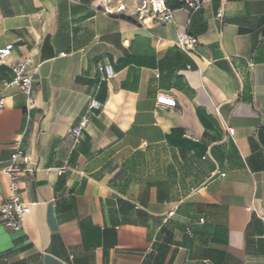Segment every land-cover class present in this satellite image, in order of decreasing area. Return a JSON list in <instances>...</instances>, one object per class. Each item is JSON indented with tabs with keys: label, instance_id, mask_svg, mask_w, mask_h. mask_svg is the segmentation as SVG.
Segmentation results:
<instances>
[{
	"label": "crops",
	"instance_id": "crops-1",
	"mask_svg": "<svg viewBox=\"0 0 264 264\" xmlns=\"http://www.w3.org/2000/svg\"><path fill=\"white\" fill-rule=\"evenodd\" d=\"M8 45L33 91L0 63V202L20 140L30 212L0 224V264H264V0L150 25L93 0H0Z\"/></svg>",
	"mask_w": 264,
	"mask_h": 264
},
{
	"label": "built area",
	"instance_id": "built-area-1",
	"mask_svg": "<svg viewBox=\"0 0 264 264\" xmlns=\"http://www.w3.org/2000/svg\"><path fill=\"white\" fill-rule=\"evenodd\" d=\"M96 1L99 9L105 14H116L124 16H134L144 25L166 24L173 20V10L169 9L165 0H93ZM183 8L187 11L197 9L204 0H181ZM217 18L222 19V10L218 11ZM197 44V39L187 33H179L177 45L181 50H193ZM12 47L10 45L0 47V63H7L14 72L11 81L3 83L6 86H14L27 96H31L33 91V80L30 72L26 69L30 62L29 57L22 60H10ZM106 78L114 76L113 67L110 63L101 66ZM236 75L238 72L235 71ZM155 102L160 109H172L176 106V97L171 92L158 91L155 95ZM3 103L0 100V107ZM91 107H98L96 101L90 103ZM86 128L84 120L79 127L71 129L70 134L73 141H77L81 129ZM227 132L233 135V129L228 128ZM29 156L26 149L21 145L20 140L15 142L10 155V164L5 169L8 176V196L0 202V224L11 230L23 229V222L30 212V205L22 197V176L28 170ZM214 174V172H213Z\"/></svg>",
	"mask_w": 264,
	"mask_h": 264
},
{
	"label": "trees",
	"instance_id": "trees-1",
	"mask_svg": "<svg viewBox=\"0 0 264 264\" xmlns=\"http://www.w3.org/2000/svg\"><path fill=\"white\" fill-rule=\"evenodd\" d=\"M165 4L171 10L183 7V3L181 0H165Z\"/></svg>",
	"mask_w": 264,
	"mask_h": 264
}]
</instances>
